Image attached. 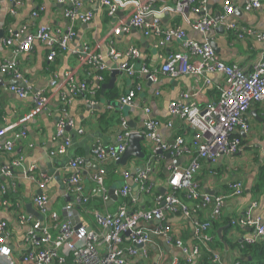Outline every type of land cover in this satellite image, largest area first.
Wrapping results in <instances>:
<instances>
[{
  "label": "crops",
  "instance_id": "1",
  "mask_svg": "<svg viewBox=\"0 0 264 264\" xmlns=\"http://www.w3.org/2000/svg\"><path fill=\"white\" fill-rule=\"evenodd\" d=\"M20 6H13L9 0H0V64L15 63L23 78L18 81L11 75L0 73V129L17 124L13 130L9 131L5 138L0 140V170L10 163L12 159H21L23 169L30 171L31 176L26 177L20 169L15 170L13 178H2L3 184L7 186L10 197L8 206H3L0 199V222L7 223L12 232L11 249L13 259L16 264L25 263L21 259L22 251L27 244L26 234L29 232L28 225L20 223V217H31L34 221H40L34 215L29 214L27 205L33 204L37 197L46 196L49 198L47 210L49 213L57 212L62 214L67 203L75 202L78 195L69 184L70 169L68 161L70 158L81 157L84 159L82 166V184L84 195L89 198L86 207L77 206L80 214L79 222H82L90 229L97 226L92 218L91 211L116 212L121 200L111 203L108 193V200L104 201L101 194H94L95 184L93 178L98 174L102 165L97 160L92 150L93 146L115 143L118 133L123 130L122 121L127 120L132 130L142 131L148 117L157 119L162 123L158 130V141L162 144H172L177 137H183L192 144L195 132L193 129L184 126L179 118L171 116L170 104L184 101V94H196L193 100L200 106H205L208 102L215 101L220 96L219 88L224 86V77L219 74H205L200 77L191 74L183 75L177 79L171 78L160 72L164 63V58L171 52L184 51L183 43L179 40L168 41L163 48H157V39L146 37L138 29H131L129 33H123L112 37V27L119 21L126 20L129 8H120L114 18L107 17L101 6V0H81V13H93L94 18L90 22H83L76 19L69 21L65 16L68 7H59L53 0H19ZM227 1L239 10L238 13L227 16L228 23H237L241 27L253 28L257 31H264V0L262 7L252 12L245 11V6L249 0H210L205 11L192 10L188 15L175 16L170 12L175 0L156 1L152 3L153 13L148 17L152 22L158 19L163 28L180 27L185 30L190 39L197 42H204L208 39L211 44H215V52L224 62L236 65L242 70L250 72L254 64L264 53V42L253 38L237 40L229 33V29L224 27V32L211 30L207 34H202L193 30L192 23L206 16L224 14V6ZM43 3L44 10L40 16L31 22L30 30L36 31L39 27H47L51 33L57 30L67 31L73 29L75 34L70 42V50L57 56V60L49 62L47 59L48 49L35 43L28 52L16 51L19 48L20 40L23 36L20 33L21 27L29 24L31 15ZM11 9H15L13 14ZM3 39L12 40L8 45ZM110 47H115L119 51L128 52L131 49L138 51V58L134 63L137 70L141 66H146L152 73H156V80H147L144 76L131 78L121 73L117 76L115 87L112 90L102 92V85L108 84L111 80V72H106V81L100 87V94L92 98L95 105L89 104L90 93L78 94L73 97L67 108L69 118L73 121V128L66 132L72 139V146L69 156L66 158L53 157L51 152L55 151L63 142L57 136L58 119L60 118L61 98L55 97L50 111L34 114L36 109L34 96L38 92L50 94L49 84L57 75L59 83L62 82L67 72L77 73L80 79L84 78L83 71L79 69L77 53L88 50L91 53L100 54L108 66H113L109 58ZM76 51V53H73ZM81 54V53H80ZM132 61V60H131ZM158 72V73H157ZM12 82H17L20 89L28 92L26 98H20L10 90ZM136 85L141 87V92L137 93L134 105L123 110L119 108L120 97L128 94ZM63 86L59 85V88ZM95 86L92 87L94 89ZM111 102V103H110ZM149 109L147 115L145 109ZM106 118L109 123L108 129L100 127L101 119ZM250 124V131L242 135L237 134L242 139L239 152L231 156H223L216 165L208 161L201 162V171L196 177L199 190L209 196H226L231 182L242 181L245 193L242 197L227 198L223 209L222 218L234 219L244 211H250L253 202L256 206L251 211V220L258 218L264 220V192L256 194L254 187L258 184L261 169L264 167V102L253 104L246 115ZM172 121L173 128L167 127V122ZM25 131L27 137L17 141L14 151L8 153L3 148L4 144L13 138L14 133ZM83 130V133H79ZM241 133V135H240ZM3 148V149H2ZM151 150V149H150ZM149 152L156 161L153 163L154 172L151 175L152 190L149 194L140 192L134 178L127 183L132 189V199L136 200L133 210H150L155 206L156 196L161 194L160 190L169 191L167 182L172 168H185L191 161L190 156L172 158L168 160V153L161 154ZM164 155V156H163ZM163 158H162V157ZM150 159L147 158V161ZM179 160V164L174 162ZM146 161L132 159L126 167L117 165L115 162H107L105 185L110 192L112 189L119 190L126 183L123 173L130 171L131 176L136 175V169H141ZM41 194V195H40ZM189 208L198 206V202L183 199ZM71 200V201H69ZM124 201V200H122ZM213 205L208 207H198V218L201 221L209 219L213 210ZM33 208L41 214L40 210L33 204ZM132 211V209L130 208ZM45 221L49 220L44 216ZM221 221V220H220ZM219 221V222H220ZM158 222L153 221L147 224L151 231V243L149 245V257L145 259L139 255L134 262L136 264H170L174 258L184 259L182 252L173 243L168 244L164 239L155 235V228ZM168 224L172 228L174 238L180 239L184 245L193 249L196 242L195 228L192 220L184 214L168 216ZM214 226V225H213ZM212 226V233L214 227ZM222 238H226L233 244H242L244 239L251 237V229L248 227L222 226ZM219 231V230H218ZM216 231V236H218ZM54 239L60 235L58 227L50 229ZM215 237V235L213 234ZM127 237V236H125ZM104 252L106 249L103 247ZM222 262L233 264L239 257L236 249L229 247L228 252L224 249L217 252ZM1 259V258H0ZM224 263V262H223ZM6 264V261H5Z\"/></svg>",
  "mask_w": 264,
  "mask_h": 264
},
{
  "label": "built area",
  "instance_id": "2",
  "mask_svg": "<svg viewBox=\"0 0 264 264\" xmlns=\"http://www.w3.org/2000/svg\"><path fill=\"white\" fill-rule=\"evenodd\" d=\"M10 3L17 7L22 4L19 0H9ZM58 5L69 8L65 10L64 16L75 22L79 19L83 22H90L94 18L93 13H81V0H53ZM164 0H101V6L107 17L114 18L120 8H129L128 18L117 22L111 31V36H119L123 33H129L131 29L140 30L146 37L157 39L156 47L163 48L166 42L179 40L183 43L184 51L168 53L164 58L163 66L160 69L164 75L177 79L183 75L191 74L196 77L205 74H219L224 77V86L219 88L220 96L217 100L208 102L205 106L198 105L193 98L196 94H184V101L170 104V114L179 118L180 122L194 130L195 135L192 144L188 143L183 137H177L172 144H161L158 141V130L162 123L148 117L145 127L142 131L132 129L122 130L113 144H102L93 146L92 150L102 167L98 174L93 178L95 184L94 194H101L104 201L108 200V189L105 185L106 168L105 164L109 161L117 163L126 152L129 145V138L132 133L136 132L146 137L149 144L146 146L148 152L154 153L162 151L171 155L172 158H181L190 156L191 161L185 168L174 167L170 171L167 182L169 191L164 195L156 196L155 206L150 210L136 211L132 206L125 202L130 199L133 206L136 200L132 199V189L127 183L134 178L140 192L149 194L152 190L151 175L154 172V159L146 161L144 169H136V175L130 171H125L123 176L126 183L116 191L121 205L114 212L91 211L92 218L97 226L96 229L79 222L80 214L77 206H85L89 198L84 195L82 184V166L84 159L81 157L70 158L68 168L70 175L69 184L73 186L74 192L78 198L75 202H70L63 208V213H49L47 205L49 198L46 196L37 197L33 204L40 210L43 215V221H34L31 217H20L22 225L30 227L26 234L27 244L22 251L21 259L25 263L33 264H136L134 260L142 255L145 259L149 257V245L151 243V231L147 224L157 221L155 235L164 239L168 244L173 243L179 248L184 259L174 258L170 264H198L203 248L209 247L212 237L208 231L211 229V222L218 221L222 217L223 209L227 198L242 197L245 193V187L242 181L235 180L230 183L226 196H209L199 190L196 177L201 171V162L208 161L213 165L223 156L235 155L239 152L242 142L240 139L233 140L232 135L238 132L248 133L250 124L246 115L253 104L264 102V53L254 64L250 72L242 70L236 65L227 64L215 52L212 44L208 39L200 43L192 40L186 31L180 27L163 28L158 19L152 22L148 17L153 13V2ZM167 1V0H166ZM196 0H178L170 6V12L175 16L188 15L192 10L205 11L210 0H197L198 6H195ZM262 0H249L245 6V11L252 12L262 7ZM36 10V9H35ZM31 15L29 24H25L20 29L23 38L20 40L19 48L16 51L28 52L35 43L44 45L47 49V59L49 62L57 60V56L67 53L70 48V42L75 34L72 28L66 32L57 30L54 34L47 27H39L36 31H31V22H34L42 13L44 7L35 11ZM237 8L227 1L224 6V14L215 16H206L194 21L191 25L193 30L202 34H207L211 30L225 26L230 31H235L236 39L253 38L257 41L264 42V31H257L253 28L241 27L237 23H228L227 16L235 13ZM13 14L15 9H11ZM1 13V7H0ZM5 44L11 45L12 40H5ZM76 53V51H73ZM81 53V54H80ZM76 54L78 58V67L82 70L84 66L90 67L88 77L93 78V83L86 79H80L77 73L67 72L59 83L56 75L49 84L51 93L38 92L34 97L36 109L33 112L38 114L50 111L55 97L61 98L60 118L57 125V136L63 139L62 144L53 152L51 156L66 158L69 156V150L72 146V139L66 135L67 127L73 128V121L69 118L67 108L73 97L78 94L89 92L91 101L89 104L95 105L92 98L97 96L95 88H100L105 82L103 74L112 72L114 67L108 66L100 54L91 53L84 50ZM138 51L131 49L128 52L119 51L115 47H110L109 58L116 70L128 77L139 78L144 76L147 80L153 82L156 80V73L150 72L146 66H141L139 70L135 67V61L138 58ZM132 60V61H131ZM0 73L11 75L15 80L20 81L23 78L22 73L18 70L15 63L0 64ZM158 73V72H157ZM62 84L61 88L59 85ZM94 84V85H93ZM94 89H92L93 86ZM10 90L16 93L20 98H26L28 92L20 89L18 85L10 86ZM141 92V87L136 85L128 94L120 97V104L123 107L133 106L137 93ZM147 115H150L149 109H145ZM17 124L10 125L0 129V140L5 138L9 131L13 130ZM167 127L173 128L172 121L167 122ZM123 128L127 126V120L122 121ZM80 130L79 133H83ZM239 136V135H237ZM27 137L26 132L14 133L13 138L7 141L3 148L6 152L14 151L17 141ZM2 148V149H3ZM151 149V150H150ZM164 156V155H163ZM162 157V156H161ZM163 158V157H162ZM21 159H12L10 163L3 166L0 170V199L3 206H8L9 201L6 199L8 188L3 184L2 178H13L16 169L23 171L26 177H30V171L23 169ZM183 194L184 196H182ZM189 199L198 202V206L187 207L185 202L180 199ZM124 200V201H122ZM213 205L209 219L201 221L198 218V207H208ZM256 206L253 202L250 211H244L232 222V226L248 227L251 229V237L245 238L246 243L264 242V220L258 218L256 221L251 220V211ZM132 209V211L130 210ZM184 214L192 220L195 228L196 244L193 249L184 245V243L174 238L172 228L168 224V216ZM44 216L49 220L45 221ZM58 227L60 235L57 239L52 237L50 229ZM130 232V234H128ZM127 236V237H125ZM12 232L6 223H0V264H16L13 259L11 249ZM213 241V240H212ZM103 247L106 249L104 252ZM216 263L226 264L219 254H215ZM237 264V263H233Z\"/></svg>",
  "mask_w": 264,
  "mask_h": 264
},
{
  "label": "trees",
  "instance_id": "3",
  "mask_svg": "<svg viewBox=\"0 0 264 264\" xmlns=\"http://www.w3.org/2000/svg\"><path fill=\"white\" fill-rule=\"evenodd\" d=\"M34 2L36 1H40L41 0H33ZM178 0H175V2H177ZM195 6H198V1H195ZM43 3H41V5L35 10L37 12H39V9L41 7H43ZM41 14V13H39ZM229 33L233 36V38H236V33L235 31H230ZM83 71V76L89 81H91L93 83V78L92 77H88V74L90 73V67L89 66H84L82 68ZM106 74L104 73V79L106 81ZM94 85V84H93ZM92 85V86H93ZM97 94H100V88H95ZM100 127L104 128L107 130L109 126V123L106 122V118L101 119L100 122ZM231 138L233 140L235 139H240L242 142V139L240 136L237 135H232ZM258 184L255 185L254 187V192L256 194H260L262 192H264V167L261 169L259 178H258ZM182 196H184L183 194H181ZM9 192L6 194V199L9 198ZM125 202H127L128 205L133 206L132 202L130 199H126ZM10 203V202H9ZM86 207V205L84 206ZM237 219L236 218H232V219H224V218H220L218 221H213L211 222V229L208 231V234L210 237H212V240L209 242V247L208 248H203V252L201 253L200 259L198 260V264H219L216 263L215 260V254L224 249V242L231 248V249H236L239 252V257L238 259L235 261V263L237 264H264V242H256V243H246L243 242L242 244H233L229 239L226 238V234L223 238V240H220L217 236H216V231L220 230L221 227L224 225L226 226H230L232 225V222ZM221 220V221H220ZM220 221V222H219ZM7 224V223H6ZM214 225V226H213ZM7 226L9 227V225L7 224ZM212 226L214 227V232L212 233ZM213 234L215 235V237L213 236Z\"/></svg>",
  "mask_w": 264,
  "mask_h": 264
},
{
  "label": "water",
  "instance_id": "4",
  "mask_svg": "<svg viewBox=\"0 0 264 264\" xmlns=\"http://www.w3.org/2000/svg\"><path fill=\"white\" fill-rule=\"evenodd\" d=\"M59 7H63V5H59ZM239 10L237 9L235 11L234 14L238 13ZM217 29V28H216ZM224 27H220L217 29V31H221V32H224ZM3 42H4V39H3ZM212 47L215 48V44H212ZM114 67V70L111 72V80L108 84H105V85H102V92H105L107 90H112L114 89L115 87V82H116V78L119 74H121L120 71L116 70V66H112V68ZM12 86H15V85H18L17 82H12L11 83ZM111 103V102H110ZM119 108H122L123 110H125V108L127 107H123L121 104H119L118 106ZM131 124L127 122V126L123 128V130H126V129H133L131 126ZM67 132H70V128L67 127ZM238 135V134H237ZM241 135V133H240ZM242 135H245V133H243ZM149 144L148 140L146 139V137L142 134H139V133H132L130 138H129V145H128V148L126 150V152L123 154V156L121 157V159L119 161H117V165L119 166H122V167H126L129 162L132 160V159H137V160H141V161H147V158L149 159V153H148V150L146 148V146ZM162 151H159L157 154H161ZM167 159L168 160H173L171 155L168 154L167 155ZM156 160L154 159V162ZM176 164H179V160L174 162ZM142 169L145 168V165L141 166ZM161 194H163V192L165 193L166 190H160ZM41 195V194H40ZM109 196L111 198V203H115L118 201L119 197L116 193V189H112L110 190L109 192ZM71 201V200H69ZM27 210H28V213L29 214H32L34 215L36 218H38L41 222L43 221V215L38 213L34 208H33V204H29L27 205ZM2 223V222H0ZM128 234H130V232H128ZM218 236H219V239L220 240H223V236H222V230H219L218 231ZM224 247H225V250L228 252L229 250V246L224 242Z\"/></svg>",
  "mask_w": 264,
  "mask_h": 264
},
{
  "label": "rangeland",
  "instance_id": "5",
  "mask_svg": "<svg viewBox=\"0 0 264 264\" xmlns=\"http://www.w3.org/2000/svg\"><path fill=\"white\" fill-rule=\"evenodd\" d=\"M149 153V152H148ZM142 162H144V161H142Z\"/></svg>",
  "mask_w": 264,
  "mask_h": 264
}]
</instances>
